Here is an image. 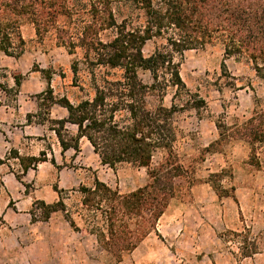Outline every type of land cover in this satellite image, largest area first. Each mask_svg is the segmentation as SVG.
Listing matches in <instances>:
<instances>
[{"label": "rangeland", "instance_id": "rangeland-1", "mask_svg": "<svg viewBox=\"0 0 264 264\" xmlns=\"http://www.w3.org/2000/svg\"><path fill=\"white\" fill-rule=\"evenodd\" d=\"M58 26L67 31L65 36L74 30L72 21L60 17L55 27L50 25L39 35L25 16L20 19L25 40L22 54L14 57L0 52V81L8 87H0V264H118L119 260L99 242L96 229L102 224L101 215L83 205L80 187L93 186L95 177H99L112 188L128 193L148 182V172L128 163L115 168L102 164L86 138L81 140L80 151H62L47 119L65 117L67 110L59 104L49 109L41 103L39 94L51 88L56 98L67 96L76 103L94 91L85 50L77 46L70 51L59 39ZM110 34L105 32L103 37ZM155 45L153 40L148 41L144 53L151 54ZM177 60L183 80L194 94L192 100H205L199 110L182 108L175 115L180 130L176 152L189 170L179 196L190 199L192 188L204 184L202 193L217 195L231 205L236 194L241 200L239 209L231 206V227L221 229L217 242H212L215 251H211L209 238L202 248L197 247L201 240H190L179 247L185 253L182 257L189 264H264V167L249 163L248 141L227 137L232 132L230 126L250 117L255 108L264 109V69L258 75L251 61L230 57L226 59L228 71L223 72L224 51L219 44L187 50ZM140 74L146 83H152L150 71ZM16 75L21 76L19 86ZM174 94L173 87L168 89L163 103L170 106ZM149 100L157 104L159 97L152 95ZM41 118L46 119L45 124L38 123ZM217 121L226 123L227 135L219 145L220 151H207L209 144L220 137ZM69 128L76 130L74 125ZM16 152L24 157H42L45 152L49 159L24 174L19 159L13 157ZM163 155V151L157 152L155 162ZM261 157L264 162V155ZM19 173L22 181L17 178ZM56 184L62 190L67 211L53 212L48 220H41L42 202L59 200ZM243 248H257L258 252L245 257Z\"/></svg>", "mask_w": 264, "mask_h": 264}, {"label": "trees", "instance_id": "trees-1", "mask_svg": "<svg viewBox=\"0 0 264 264\" xmlns=\"http://www.w3.org/2000/svg\"><path fill=\"white\" fill-rule=\"evenodd\" d=\"M25 16L39 35L50 25L55 27L60 17L72 21L74 30L67 36L58 26L59 39L70 51L83 48L89 62L92 96L75 103L67 96L56 98L51 88L39 94L49 109L59 104L67 110L65 117L47 119L62 151H80L81 140L86 138L102 164L115 168L128 163L147 169L148 182L128 193L99 177L93 186L80 187L83 205L101 215L102 224L96 229L100 244L121 261L157 231L160 217L171 199L179 195L182 181L189 178V170L176 152L180 130L175 115L182 108L199 110L205 100H192L194 94L183 80L177 57L187 50L219 44L224 51L223 72L228 71L226 59L235 57L251 61L262 75L264 0H0V52L14 57L22 54L25 40L20 19ZM109 31L104 38L103 33ZM150 40L156 43L155 49L146 55L144 47ZM142 70L151 72V84L141 77ZM15 79L19 86L21 76ZM0 87L8 89L1 81ZM171 87L175 94L167 106L163 100ZM152 95L159 97L157 104L150 102ZM28 116L31 120L32 115ZM38 123L45 124L46 119ZM216 125L220 137L207 151H220L227 135L225 122L217 121ZM230 128L227 137L250 143L249 163L264 167V109L255 108L250 117ZM159 151L164 155L155 162ZM13 157L19 159L24 174L49 159L45 152L42 157H24L17 152ZM51 161L56 165L55 158ZM16 175L22 181V175ZM213 186L222 195L220 188ZM54 189L59 200L42 202L41 220H48L53 212L67 211L62 190L57 184ZM69 221L76 227L71 218ZM243 249L245 257L258 252L257 248Z\"/></svg>", "mask_w": 264, "mask_h": 264}, {"label": "crops", "instance_id": "crops-1", "mask_svg": "<svg viewBox=\"0 0 264 264\" xmlns=\"http://www.w3.org/2000/svg\"><path fill=\"white\" fill-rule=\"evenodd\" d=\"M203 185L192 188L190 199H184L179 195L173 197L159 219L157 231L145 237L118 264H189V260L186 261L182 257L185 253L179 249L180 246L186 245L190 240L199 239L201 242H197L199 244L197 247L202 248L207 238L211 241L210 246L212 242L216 243L219 231L231 227V206L235 204L239 209L238 203L241 200L236 194L231 205L228 200L224 201L217 195L202 193ZM177 243L179 246H173ZM211 251H215L214 246H211ZM208 257H211L209 253Z\"/></svg>", "mask_w": 264, "mask_h": 264}]
</instances>
